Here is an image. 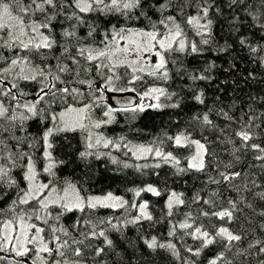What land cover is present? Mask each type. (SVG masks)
I'll list each match as a JSON object with an SVG mask.
<instances>
[{
    "label": "snow or ice",
    "instance_id": "snow-or-ice-1",
    "mask_svg": "<svg viewBox=\"0 0 264 264\" xmlns=\"http://www.w3.org/2000/svg\"><path fill=\"white\" fill-rule=\"evenodd\" d=\"M208 51L228 56L227 67L203 59ZM240 59L250 70L238 67ZM221 72L228 78L218 79ZM262 86L264 0H0V264H109L118 255L110 233L161 223L149 201L136 202L143 193L165 197L168 224L164 242L139 235L147 249H163L178 264H264ZM110 92L139 99L113 108ZM193 105L200 107L181 131L151 145L93 131L118 113L134 121L149 109ZM97 110L101 119H93ZM78 130L87 132L78 159L107 158L141 175L170 165L175 175L207 177L204 194L151 183L127 189L131 203L113 192L90 194L57 174L65 161L53 155L54 139ZM166 142L173 151H164ZM101 147L157 162L133 165ZM181 151L189 154H174ZM244 208L260 222L245 215L241 223Z\"/></svg>",
    "mask_w": 264,
    "mask_h": 264
},
{
    "label": "trees",
    "instance_id": "trees-1",
    "mask_svg": "<svg viewBox=\"0 0 264 264\" xmlns=\"http://www.w3.org/2000/svg\"><path fill=\"white\" fill-rule=\"evenodd\" d=\"M217 40L223 43L224 33L221 31L220 25L215 29ZM258 39V36H257ZM234 44L233 55L240 52V49ZM243 57V53H240ZM191 61V65H197L198 62L192 60L191 57L188 58ZM203 59H215L217 64L227 67L229 57L222 55L219 58L213 55L212 52H205ZM202 63V60L199 62ZM238 67L243 71L247 72L250 70V65L246 64V59H240L238 61ZM228 78L226 74L221 72L218 79L222 80ZM264 87V86H262ZM171 90V89H170ZM248 89H245L247 91ZM255 90V89H253ZM209 96L213 95V90L211 88L206 89ZM117 93V92H116ZM227 99V95L224 97ZM200 106L193 105L191 108L185 107L184 112H180L179 109H164L163 111H156L149 109L145 113L141 114L134 121L127 120L125 114L118 113L117 120L115 123L102 127L101 129H94L96 132L103 133L108 138H117L120 136H126L127 141L130 144H144L151 145L153 141H158L163 137V134L167 132L169 135H173L181 131L184 127V121L188 119L196 109ZM100 111L97 110L95 114ZM100 117V115L98 114ZM180 120L181 123L175 124L173 121ZM37 126H34L31 131L35 133ZM133 131H129V128ZM87 132H71L67 134H61L54 139V149L53 155L57 160L65 161L64 164L59 166L57 174L63 179H70L73 182L82 183L83 187L88 190L90 194L103 195L107 192H113L114 194L121 195L130 203L133 200V193L127 191V189L135 187H143L146 184H153L158 188L163 189L165 186L167 188L175 190L177 192L185 193L186 197H191L195 192L201 191L203 185L202 181L206 180L207 177L201 174L189 173L187 175H175V169L170 165H163L159 169H146V175H141L136 172L134 168L123 169L118 165H113L109 159L101 158L99 160L94 157H89L86 161L78 159V152L84 150L85 137ZM193 138H199V136L194 133ZM164 150L173 151L167 144L163 145ZM100 152H111L112 155L116 156L121 161H126L133 165L135 164H154L156 160L149 158L145 160H136L129 156H124L123 153L127 149L121 147L120 150L113 148L98 149ZM176 155H188V152H174ZM39 155V153H37ZM225 161H227L226 154L222 156ZM182 166H186V161L182 160ZM153 172H159V176L153 175ZM199 176V179L197 177ZM42 179H45L41 176ZM209 189H214L215 185H209ZM233 195L232 193L228 194ZM142 199L149 201L150 207L149 211L152 213L154 219H160L161 223L157 224L154 228L148 227L149 222L144 221L143 227L137 225H129L122 233H110V238L118 245L116 251L118 255L111 257L109 264H178V262L171 256V254L163 249H158L153 252L147 249L143 244L142 240L138 237L142 233L145 237L151 235H156L161 242H164L167 238L166 233L168 230L167 221L163 219L162 212L164 210L165 197H154L151 194L143 193L140 198L136 199V202H141ZM186 209H182L184 211ZM110 212H102L101 215H108ZM137 214L136 210H131L129 219ZM119 215V213H117ZM241 223L244 222V216L247 215L250 219H254V222L259 223L260 219L258 217L253 218L251 210L248 208L243 209V214H239ZM182 217H175V221H179ZM171 219V218H170ZM70 222V221H67ZM245 227L247 225L245 224ZM175 242V241H174ZM189 244L193 242L188 240ZM178 247L180 245L178 244ZM209 256L212 253H208Z\"/></svg>",
    "mask_w": 264,
    "mask_h": 264
},
{
    "label": "water",
    "instance_id": "water-1",
    "mask_svg": "<svg viewBox=\"0 0 264 264\" xmlns=\"http://www.w3.org/2000/svg\"><path fill=\"white\" fill-rule=\"evenodd\" d=\"M111 100H112L113 104L117 108H119V107L127 104L130 100L133 103H135L137 98L134 94H125V95L116 94V95L111 96Z\"/></svg>",
    "mask_w": 264,
    "mask_h": 264
},
{
    "label": "rangeland",
    "instance_id": "rangeland-1",
    "mask_svg": "<svg viewBox=\"0 0 264 264\" xmlns=\"http://www.w3.org/2000/svg\"><path fill=\"white\" fill-rule=\"evenodd\" d=\"M116 94H120V95H125V94H133V93H130V92H124V93H120V92H117V93H112V92H110V93H107V103L109 104V105H111L113 108H117L114 104H113V102H112V100H111V96L112 95H116ZM137 98V100H136V102L138 101V97H136ZM98 114L100 115V117L98 116ZM98 114H95L94 115V117H93V119H101L102 118V112L100 111ZM94 131V130H93ZM132 145H138V144H132ZM164 151H168V150H164ZM157 162V161H156ZM155 162V163H156ZM41 178V177H40ZM42 179V178H41ZM115 195H117V194H115ZM117 196H121V195H117ZM142 200H145V199H142Z\"/></svg>",
    "mask_w": 264,
    "mask_h": 264
}]
</instances>
